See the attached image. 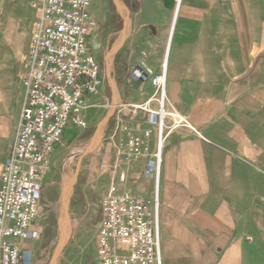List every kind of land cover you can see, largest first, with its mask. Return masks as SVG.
I'll list each match as a JSON object with an SVG mask.
<instances>
[{
  "label": "crops",
  "instance_id": "obj_1",
  "mask_svg": "<svg viewBox=\"0 0 264 264\" xmlns=\"http://www.w3.org/2000/svg\"><path fill=\"white\" fill-rule=\"evenodd\" d=\"M33 1L0 0V176L26 98L22 78L36 17ZM89 14L93 54L105 65L110 89L122 105L113 113L103 104L107 83L88 104L98 102L99 109H107L100 123L108 136L102 148L109 168L101 183L88 176L83 201L82 196L75 200L71 183L66 191L64 184H44L73 126L41 168L42 205L59 214V235L70 233L71 256L81 264H100L101 197L123 170L128 171L123 189L152 194L153 183L144 178L148 158L120 163L127 133L119 124L128 123L132 135L149 129L147 115L136 105L151 97L154 88L130 73L141 63L160 73L167 61L168 105L204 139L180 137L164 151V264H264V0H182L179 7L175 0H92ZM111 121L115 126L109 128ZM117 131L121 138L115 139ZM116 140L124 141L123 148L114 147ZM96 192L101 216L92 220ZM66 202L70 208L64 225ZM40 219L24 240L35 260L39 251L45 253L40 249L51 227Z\"/></svg>",
  "mask_w": 264,
  "mask_h": 264
},
{
  "label": "built area",
  "instance_id": "obj_2",
  "mask_svg": "<svg viewBox=\"0 0 264 264\" xmlns=\"http://www.w3.org/2000/svg\"><path fill=\"white\" fill-rule=\"evenodd\" d=\"M175 1L179 7L182 0ZM91 4L92 0L32 3L36 17L22 78L26 98L0 176V264H34L24 240L40 214L41 168L49 164L70 126L88 127L84 112L108 80L106 67L90 45ZM130 77L150 83L155 92L136 105L148 117L150 127L144 135H132L128 123L119 124L127 133L120 163L128 166L148 158L144 178L153 183V190L147 196L123 189L127 170L119 181L110 182L101 197L99 260L100 264H164L160 200L164 151L180 137H204L187 117L168 105L167 61L160 73L141 63Z\"/></svg>",
  "mask_w": 264,
  "mask_h": 264
},
{
  "label": "rangeland",
  "instance_id": "obj_3",
  "mask_svg": "<svg viewBox=\"0 0 264 264\" xmlns=\"http://www.w3.org/2000/svg\"><path fill=\"white\" fill-rule=\"evenodd\" d=\"M102 65L105 67L103 63ZM106 83L107 87L105 97L107 100L104 99L105 101L103 100L102 102L104 105H108L111 112H114L117 106L122 105V102H120L117 94L111 91L108 80H106ZM94 100H96V98L91 99V101ZM106 112L107 109H99L98 102L97 104L92 103L91 105L87 106L84 115L88 127L82 128L73 126V133L70 139H65L63 145L58 149L55 157V166L47 173L48 175L44 184L50 185L51 182H55V186L64 184V191H66V188L69 187V184L71 183V185H74L72 186V190L77 195L75 200L77 201V198L82 196L81 201H83L84 197L82 190L85 188V183L88 176H90L91 181H97L98 183H101L105 179L106 170L109 168V162L107 158L106 160L104 158L105 150L104 147L102 148V144L107 143L106 138L108 136L104 135V131L101 129L100 121L103 116H105ZM114 126L115 123L111 121L109 123V128ZM116 135L119 136V134ZM118 136H115V139L121 138V136ZM116 141L114 147L123 148L124 141ZM99 200L100 194L99 192H96L91 215L92 220L95 219L96 216H101ZM62 215L64 216V210ZM40 216V221H42L44 224H49L52 228L50 227V229H48L49 231L45 232L44 244L40 249H44L45 251L43 252L45 253L41 256L39 251L36 260L34 259V264L37 262V258L39 264H50L51 259L54 257V254L60 247L63 239L62 236L59 235L58 222L56 219V217H59V214L56 213L53 215V213L49 212V208H46L42 205V189L40 214L38 218ZM67 236L69 243L71 238L69 232H67ZM70 250L71 248L67 244L61 255V258H64L63 264H81L80 260L76 258V256H71Z\"/></svg>",
  "mask_w": 264,
  "mask_h": 264
},
{
  "label": "water",
  "instance_id": "obj_4",
  "mask_svg": "<svg viewBox=\"0 0 264 264\" xmlns=\"http://www.w3.org/2000/svg\"><path fill=\"white\" fill-rule=\"evenodd\" d=\"M113 113L111 114V116L113 115ZM69 194L71 195V191H70ZM69 208H70V202H66V204H65V212H64V219H63L64 225H66L68 223ZM61 236H62L63 240L61 242L60 247L58 248V250L54 254V257L52 258L50 264H59V260L61 258L62 253H63V250L66 247V245L68 244V236H67V231L66 230L62 231Z\"/></svg>",
  "mask_w": 264,
  "mask_h": 264
},
{
  "label": "bare ground",
  "instance_id": "obj_5",
  "mask_svg": "<svg viewBox=\"0 0 264 264\" xmlns=\"http://www.w3.org/2000/svg\"><path fill=\"white\" fill-rule=\"evenodd\" d=\"M76 149V148H75Z\"/></svg>",
  "mask_w": 264,
  "mask_h": 264
}]
</instances>
